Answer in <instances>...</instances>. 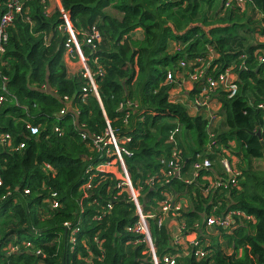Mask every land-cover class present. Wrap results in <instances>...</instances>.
<instances>
[{
    "label": "trees",
    "instance_id": "obj_1",
    "mask_svg": "<svg viewBox=\"0 0 264 264\" xmlns=\"http://www.w3.org/2000/svg\"><path fill=\"white\" fill-rule=\"evenodd\" d=\"M6 1L0 0V17ZM23 2V14L9 28L0 56V96L5 97L0 104V134L9 133L12 144L25 142L19 150L0 143V262L151 263L143 237L127 230L139 219L134 202L113 174L96 171L102 159L92 150V141L82 136L84 131L102 134L110 126L118 136L131 137L126 145L132 155L126 156V165L144 212L154 214L148 221L159 258L180 254L172 243L168 217L158 224L163 218L159 204L169 196L176 202L188 199L178 217L182 231L195 235L199 247L207 251L198 258L194 251L199 247L190 245L188 255L176 256L177 264H264V108L260 107L264 63L259 58L264 43L248 42V36L240 33L252 22L248 12L264 21V0H246L243 9L226 6L227 0H61L80 39L93 30L102 34L95 48L82 45L96 73L100 99L94 94L84 99L88 79L81 72L69 74L61 10L48 12L49 0ZM109 7L121 15L109 13ZM137 29L143 30L141 38L133 36ZM257 29L264 33L263 24ZM212 52L216 57L211 58ZM180 61L203 63L208 76L217 77L230 67L238 74L235 96L215 92L228 130L214 140L207 119L191 116L183 104L170 100L176 81L170 82L168 73L175 76ZM197 89L198 84L190 96ZM65 97L71 109L60 121L57 116L68 104ZM128 101L136 106L122 108ZM28 122L40 126L38 136L30 134ZM178 125L186 135V143L178 139L179 147L185 148L182 154H175L176 145L169 139ZM56 126L63 133L56 132ZM212 142V152L207 153L212 167L195 178L194 170L190 175L193 160ZM222 147L230 159L241 158L236 164L241 172L237 186L221 166ZM171 158L182 163L183 176H190L186 179H193L191 183L182 177L165 181L169 167L161 159ZM257 160L263 164L256 166ZM47 163L55 172L45 167ZM215 176L227 180V186L208 188L207 178ZM90 177L92 187L85 192L82 186ZM151 177H157L155 185L147 184ZM51 192L58 194V208L44 200ZM231 210L251 217L238 218L230 231L215 228L232 253L218 244L204 248L207 216ZM65 222L72 228L67 230ZM79 227L72 244L68 233ZM27 240L33 247L22 245L20 251L7 253L9 243Z\"/></svg>",
    "mask_w": 264,
    "mask_h": 264
},
{
    "label": "built area",
    "instance_id": "obj_2",
    "mask_svg": "<svg viewBox=\"0 0 264 264\" xmlns=\"http://www.w3.org/2000/svg\"><path fill=\"white\" fill-rule=\"evenodd\" d=\"M56 2L55 6L52 5V0H49V4L46 9L48 12H52L54 9L59 8L62 12L63 23L61 25V30L64 31L68 37L65 43V54L71 55L72 53L79 54L81 58L84 60L86 65L80 70L81 74L88 79V85L84 86L82 89L83 98H87L89 95L94 94L97 98L99 97L98 85L96 83L95 72L89 66V58L86 56L82 50V45L87 44L92 48H95L97 43L101 41L102 34L98 30H93L91 33L83 36L82 39L79 37V31L74 27L69 17V14L63 8L61 0H54ZM226 6L228 7H238L245 8L246 0H227ZM24 10V2L23 0H7L5 3V8L2 16L0 17V56L5 52V45L9 39V28L15 23L18 16L23 14ZM26 20L30 21L29 16L24 15ZM214 52L211 53V58L216 57ZM246 56V55H245ZM262 63H264V54L259 56ZM200 61V60H199ZM244 64V63H243ZM180 69H185L186 74L189 77L190 81L193 83V89L198 84L197 92L192 96L193 103L198 107H207L210 102H212L216 95L215 92L220 89L225 91L229 97H233L237 94L239 90L238 85V74L232 67L226 69V71L219 74L217 77L208 76L206 71V66H203V63L195 62H179ZM97 73H102L100 69H98ZM168 80L170 82L176 81V75H173V72L168 73ZM200 83V84H199ZM3 89L6 90L5 87ZM5 100L3 95L0 96V104ZM65 101L68 102L67 108H63L60 111L58 120L63 119V115L67 113L69 109H71V101L68 97H65ZM136 106L132 102L128 101L126 104H121V107H134ZM260 107L264 108V104H260ZM129 115V114H127ZM213 120V116L210 119V122ZM208 122V123H210ZM26 128L29 130L31 135H39L40 134V126L32 124L30 122L26 123ZM209 129V126H208ZM58 133H63L62 128L60 126H56L54 129ZM181 127L178 125L174 128L170 134L169 139L175 145L177 143V135L179 134ZM210 135L212 136V140L215 139V135L209 130ZM82 136L84 139H90L92 141V150L100 155L102 161L96 165V171L106 172L113 174L118 180L120 187H125L127 192L129 193L130 199L134 202L136 206V211L139 216V219L132 225L127 227L128 231L134 232L138 235H141L142 241H145L150 249L151 263L150 264H177L176 256L179 255H188L190 253V245H196L199 247V242L196 236L188 235L183 233V223L179 221L178 217L181 214L183 209V205L181 201H175L171 197L166 196L165 199L161 200L159 204V213H162L163 218L159 219L158 224L162 225L165 218L168 217V221L175 220L180 223V235L177 237H173L172 243L175 247L180 249V254L176 256L173 254H167L163 258H159L156 252V247L152 238L151 230L149 227L148 218L154 216L152 213L144 212L142 205L139 200L140 192L135 188L133 181L129 175V171L126 165V156H131L132 152L127 147L126 143L131 140V137L118 136L115 131L108 126L104 133H88L82 132ZM12 136L9 133L0 134V143L8 144L10 148L13 150H19L25 147V142H20L19 144L11 143ZM213 142L208 145V151L204 153H197L195 159L193 160V170L194 177L196 178L201 170H207L212 167V161L208 157L207 153L212 152ZM216 146V145H214ZM220 148V147H219ZM222 151L225 154L221 159V166L225 173H227L229 180H232L233 185L237 186L238 179H240L241 172L234 163V160L230 159L228 156V150L225 147H222ZM176 154V152H175ZM162 163H167L169 169L165 173V181L170 182L173 178L179 177L184 179L187 183H191L193 179H186L183 176L182 170L183 165L179 160H173L172 158L169 161H165V159H161ZM45 167L52 172H55V169L50 165L46 164ZM92 167H90L91 169ZM90 177L82 186V189L86 192L92 187ZM157 177H151L148 181V185H155V179ZM209 187L215 188L220 185L227 186V180H224L220 177H209ZM196 180V179H195ZM228 180V181H229ZM2 184V179L0 178V185ZM25 193H30V188H25ZM8 192L7 194H9ZM206 193H208V189H206ZM6 196V195H5ZM4 196V198H5ZM3 199V198H2ZM1 200V199H0ZM45 202L51 206V208H58L60 206V200L58 198L57 192H51L50 196H46L44 198ZM112 205L109 204V208ZM242 216L247 219H251L250 216H246L240 210H231L227 211L225 214H216L212 213L207 216L206 223L207 227L221 228L225 231L233 230L238 225V218H242ZM100 218V217H99ZM65 226H67V230L72 228V223L65 222ZM80 230L79 228H74L71 231V234L68 233L70 238V242L75 244L76 242V232ZM22 245L27 248L33 247V243L29 240L23 241L20 243H9L7 247V253L13 254L21 250ZM36 253H41L40 249L35 250ZM207 254V251L203 250L202 247L196 248L194 251V255L198 258H203ZM0 264H2L0 262Z\"/></svg>",
    "mask_w": 264,
    "mask_h": 264
},
{
    "label": "crops",
    "instance_id": "obj_3",
    "mask_svg": "<svg viewBox=\"0 0 264 264\" xmlns=\"http://www.w3.org/2000/svg\"><path fill=\"white\" fill-rule=\"evenodd\" d=\"M255 13V12H253ZM261 16V15H260ZM258 14L255 17H260ZM260 24L264 26V21L260 22ZM141 31V34L143 36V30L137 29L133 34L137 33V31ZM258 32V31H257ZM257 38L254 41H257L258 43H264V33L261 34V32L257 33ZM136 37V35H133ZM141 36V37H142ZM141 37H136V38H141ZM173 45V43H172ZM214 55V54H213ZM75 56V57H74ZM68 69H69V74L70 75H75L80 72V70L86 65L84 60L81 58V56L78 54L72 53L71 55L65 54L64 57ZM78 66V68H77ZM178 73V72H177ZM176 73V85L172 87V89L169 92V97L170 100L173 102H178L181 103L185 106L187 109L188 113L191 116H201L210 122L211 117L213 116V120L209 123V129L211 130L212 128L216 127V125L219 123V120H225V114H224V109L222 107L221 102L218 100V98H215L212 102L207 107H198L196 106L193 101H192V96H190V91L193 90V83L190 81L184 74L183 77L180 76ZM228 130L227 127L225 126V131ZM212 132V131H211ZM223 132V131H222ZM213 133V132H212ZM220 133V131H219ZM214 134V133H213ZM215 135V134H214ZM179 136V137H178ZM216 136V135H215ZM185 131L182 129L180 130L179 134L177 135V143L176 147L174 149V152L176 153H183L184 149L180 146L179 143H186L185 139ZM180 141H179V140ZM205 151H208V145L206 146ZM190 175H193V169L190 172ZM185 178H188L190 176L186 175L184 176ZM178 201H181L183 207H186L189 205L188 199L181 197L179 198ZM169 227L171 229V233L173 237H177L180 235V223L179 221L171 220L169 221ZM195 236V235H192Z\"/></svg>",
    "mask_w": 264,
    "mask_h": 264
},
{
    "label": "rangeland",
    "instance_id": "obj_4",
    "mask_svg": "<svg viewBox=\"0 0 264 264\" xmlns=\"http://www.w3.org/2000/svg\"><path fill=\"white\" fill-rule=\"evenodd\" d=\"M55 5H56V2L54 0H52V5L51 6H55ZM107 10L109 11V13H112L114 15H119V16L121 15L114 8L109 7ZM248 17L251 19L252 22H249L248 23L249 27L246 26L247 28H243V30H241L240 33L244 34V35H247L248 38H249L248 42H251L253 40H256V38L258 36L257 35V33H258L257 31L259 29L256 30V28L259 27L261 21L257 20V18L255 17L253 11L248 12ZM134 35H136V37H141L142 36L140 30L137 31V33H135ZM77 68H78V66H77ZM177 74L179 75V77L180 76L183 77V74H184L189 79V77L186 74V70L185 69H180ZM176 78H178V77H176ZM211 131L215 135H217L219 133V131L220 132L225 131V123H224V121L220 119L219 123L216 125V127H214V129L212 128ZM233 160H234L235 164L241 163V158L238 157V156H236V158L234 156ZM262 164H263V162H261L259 160L256 161V166H259V165H262ZM206 234L207 235L204 237L205 239H204V243H203L204 248L207 247V248L210 249V247H212L213 245L218 244V245H220L221 247L224 248L226 253H228V254L232 253V248L227 247L226 241L224 240L223 234H222V232L220 230H217L214 227H207Z\"/></svg>",
    "mask_w": 264,
    "mask_h": 264
},
{
    "label": "water",
    "instance_id": "obj_5",
    "mask_svg": "<svg viewBox=\"0 0 264 264\" xmlns=\"http://www.w3.org/2000/svg\"><path fill=\"white\" fill-rule=\"evenodd\" d=\"M257 134L259 137H261V131H258Z\"/></svg>",
    "mask_w": 264,
    "mask_h": 264
}]
</instances>
